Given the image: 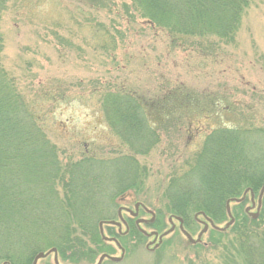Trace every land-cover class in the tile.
I'll use <instances>...</instances> for the list:
<instances>
[{
    "label": "rangeland",
    "instance_id": "1",
    "mask_svg": "<svg viewBox=\"0 0 264 264\" xmlns=\"http://www.w3.org/2000/svg\"><path fill=\"white\" fill-rule=\"evenodd\" d=\"M98 1L8 0L0 20L2 67L20 93L36 102L39 125L55 146L62 165L87 156L116 159L126 154L127 149L112 135L100 110L99 98L105 89H124L148 103L160 101L166 91L179 84L194 96L200 95L196 98L206 105L204 111L182 116L178 125L166 120L164 128L153 126L159 131V144L147 156L137 157L147 175L142 185L126 191L112 204L100 200L99 208L84 211L109 217V221L118 220L120 211L122 220L135 218L146 231L152 229L144 222L150 216L136 209V204L153 214L160 212L156 220L165 230L162 248H131L115 264H243L232 234L211 238L210 231H203L199 225L190 237L199 242L191 243L179 232V225L177 229L171 227L166 220L168 201L162 193L172 178L188 170L186 162L202 149L205 138L214 130L264 132V0H249L235 43L214 51L173 48L164 33L133 14L129 1L104 0L102 5ZM110 38L114 45L99 49L98 43H110ZM246 136L245 146L252 151L245 156L264 165V152H260L264 151V138ZM40 170L37 167L35 172L30 167L28 173H35V177ZM120 170L97 168L95 174L103 172L100 178H116ZM15 171L21 174L19 166ZM49 173V168H44L41 178ZM18 178L15 176L16 182ZM253 200L255 206L249 214H256V220L260 215L257 194ZM235 203L229 204L231 217ZM250 203L248 196L244 203L237 204L243 212ZM45 210L51 216L53 206L47 203ZM133 211L136 216L132 217ZM225 224H218L223 233L229 227ZM156 241L161 242L160 238ZM110 253L113 258L121 254L117 249ZM54 258L60 262L57 256L47 255L36 264H53ZM101 260L87 253L77 264H101Z\"/></svg>",
    "mask_w": 264,
    "mask_h": 264
},
{
    "label": "trees",
    "instance_id": "2",
    "mask_svg": "<svg viewBox=\"0 0 264 264\" xmlns=\"http://www.w3.org/2000/svg\"><path fill=\"white\" fill-rule=\"evenodd\" d=\"M103 1L98 2L102 5ZM126 1L144 24L167 36L171 47H201L208 51L235 43L250 4L249 0ZM7 3L8 0H0V20ZM109 42L102 40L97 46L105 50L114 45L112 38ZM2 43L0 34V54ZM194 95L179 84L166 91L160 101L148 103L124 89H105L99 98L100 110L112 135L127 149L126 154L116 159H68L70 162L62 165L55 146L39 125L36 102L20 93L0 61V264H33L38 253L57 256L60 262L53 264H77L79 257L87 253L104 257L102 263L115 264L131 248L144 246L146 251H159L165 233L156 220L160 212L153 214L139 204L138 210L153 218L151 223L150 219L144 220L152 227L146 231L135 218L124 221L117 213L118 220H111L120 224L117 226L107 223L109 217L84 210L99 208L100 200L112 204L126 191L142 185L147 175L137 157L147 156L159 144V131L153 126L164 128L166 120L178 125L182 116L204 111L206 105L196 98L200 95ZM246 135L264 138V132L259 130H214L205 138L202 149L186 162L188 170L170 180L162 197L168 201V224L174 229L179 225V232L186 237L192 238L199 225H207L211 238L233 235L243 264H264V200L258 204L260 215L256 220L240 211L239 205L251 195L257 194L258 199L264 191V165L245 156L252 151L245 146ZM17 166L21 174L15 171ZM30 167L35 172L37 167L41 170L34 177L35 173H28ZM46 167L49 176L41 178ZM117 167L121 170L116 178H100L103 172L95 174L97 168L110 171ZM15 176L19 177L18 182ZM48 191L50 195L46 194ZM28 194L31 195L26 199ZM227 202L239 204H234L233 223L223 233L218 224H228ZM47 203L53 206L51 216L45 210ZM99 223L107 225L102 228ZM159 238L160 243L156 241ZM115 249L121 253L119 261L111 258L110 252Z\"/></svg>",
    "mask_w": 264,
    "mask_h": 264
},
{
    "label": "water",
    "instance_id": "3",
    "mask_svg": "<svg viewBox=\"0 0 264 264\" xmlns=\"http://www.w3.org/2000/svg\"><path fill=\"white\" fill-rule=\"evenodd\" d=\"M228 203V202H227ZM136 207H137V205H136ZM247 211V210H246ZM253 218H255L256 217V214H254L253 216H252ZM230 222H232V221H230ZM118 225V224H117ZM101 226V224H99V227ZM206 229V226H204V230ZM51 252H54V250H51ZM44 257V254L43 253H38L35 257H34V260H33V264H35V262L38 260V259H40V258H43ZM102 259V258H101Z\"/></svg>",
    "mask_w": 264,
    "mask_h": 264
}]
</instances>
